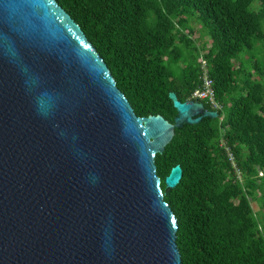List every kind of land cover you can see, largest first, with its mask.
Instances as JSON below:
<instances>
[{
  "label": "water",
  "instance_id": "1",
  "mask_svg": "<svg viewBox=\"0 0 264 264\" xmlns=\"http://www.w3.org/2000/svg\"><path fill=\"white\" fill-rule=\"evenodd\" d=\"M168 97L173 123L136 116L55 0H0V264H181L154 159L219 114Z\"/></svg>",
  "mask_w": 264,
  "mask_h": 264
},
{
  "label": "trees",
  "instance_id": "2",
  "mask_svg": "<svg viewBox=\"0 0 264 264\" xmlns=\"http://www.w3.org/2000/svg\"><path fill=\"white\" fill-rule=\"evenodd\" d=\"M55 1L138 117L173 123L168 94L193 100L206 62L219 117L176 128L154 159L177 220L181 264H264V0ZM193 21L209 41L199 48ZM177 164L180 183L166 189L163 180Z\"/></svg>",
  "mask_w": 264,
  "mask_h": 264
},
{
  "label": "built area",
  "instance_id": "3",
  "mask_svg": "<svg viewBox=\"0 0 264 264\" xmlns=\"http://www.w3.org/2000/svg\"><path fill=\"white\" fill-rule=\"evenodd\" d=\"M202 71V87L198 88L192 94L193 100L204 101L210 106L211 111H216L219 113L221 106L214 99V90L212 88V80L209 77L208 67L206 62L203 60L201 63Z\"/></svg>",
  "mask_w": 264,
  "mask_h": 264
},
{
  "label": "rangeland",
  "instance_id": "4",
  "mask_svg": "<svg viewBox=\"0 0 264 264\" xmlns=\"http://www.w3.org/2000/svg\"><path fill=\"white\" fill-rule=\"evenodd\" d=\"M191 25L193 28L191 39L193 40L194 45L199 48L203 45L204 41H207V43H209L208 38L202 36V30L200 28L201 26L197 23V21H193ZM262 66L264 67V61L262 62ZM220 114L222 115L223 112H220ZM251 207L254 212H257L259 210L256 203H251Z\"/></svg>",
  "mask_w": 264,
  "mask_h": 264
},
{
  "label": "clouds",
  "instance_id": "5",
  "mask_svg": "<svg viewBox=\"0 0 264 264\" xmlns=\"http://www.w3.org/2000/svg\"><path fill=\"white\" fill-rule=\"evenodd\" d=\"M196 101V100H195ZM198 102H201V101H198ZM211 111V110H210ZM219 114V113H218ZM219 117V116H218Z\"/></svg>",
  "mask_w": 264,
  "mask_h": 264
}]
</instances>
